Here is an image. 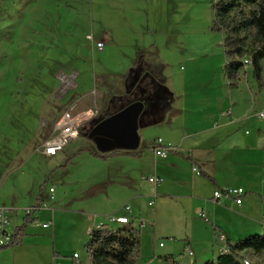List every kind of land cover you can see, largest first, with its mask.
<instances>
[{"label": "rangeland", "instance_id": "374dc122", "mask_svg": "<svg viewBox=\"0 0 264 264\" xmlns=\"http://www.w3.org/2000/svg\"><path fill=\"white\" fill-rule=\"evenodd\" d=\"M213 2L0 0V205L17 206L12 229L23 224L26 206L49 201L50 187L56 188L55 200L49 204L55 210H41L26 227L29 236L24 242L0 251V264H93L86 248L87 227L97 221L90 214L104 213L110 227L119 226L109 223L105 215L123 204L121 189L134 185L129 165L146 171L139 179L145 184L142 198L135 204L146 222L141 214L128 215L141 229L140 257L134 264H205L217 259L219 248L224 249L220 241L226 239L214 233L218 224L212 206L215 188L208 180L182 158L169 153L159 158L150 149L157 160L142 162L124 150L97 157L91 137L104 120L141 101L145 104L138 130L141 150L161 137L200 159L199 146L188 135L205 126H197L193 108L203 106L208 113L225 108V115L243 120L233 126L241 141L236 146L235 138L228 143L219 130L207 133L214 143L226 141L219 153L227 150L220 162L226 166L210 172L222 187L246 183L264 195V150L260 148L264 147V117H260L264 113V61L261 82L252 64L244 66L237 77H227L226 63L248 57L251 45L246 40L248 54L238 57L228 41L232 35L213 28L218 20ZM98 42H104L102 49ZM170 91L186 104L190 119L149 127L163 112V104L164 111L165 104H170ZM88 109L96 116L83 126L78 139L56 156L42 154L43 144L54 136L64 112ZM174 112L176 108L166 113L168 119ZM184 136L188 137L182 144ZM147 173L161 177V185H147L152 177ZM178 182L183 187L175 188ZM155 193L159 196L156 205L149 206ZM249 196L239 208L218 204L223 207L219 220L227 225L232 239L246 225H261L263 220L264 204H256ZM248 205L256 211L250 219L240 214ZM200 212L206 216H198ZM50 220L53 225L43 228ZM263 234L262 229L237 239ZM74 253L80 259H74ZM245 256L249 262L264 263L263 255L248 252Z\"/></svg>", "mask_w": 264, "mask_h": 264}, {"label": "trees", "instance_id": "16d2710c", "mask_svg": "<svg viewBox=\"0 0 264 264\" xmlns=\"http://www.w3.org/2000/svg\"><path fill=\"white\" fill-rule=\"evenodd\" d=\"M213 8L218 18L213 28L217 31H227L232 35L228 41L234 46V52L238 57L242 58L248 54L245 42L249 40L251 50L248 57L251 59L255 76L261 82L262 61H264V0H214ZM244 59L226 63L225 73L229 79L237 77L238 72L244 68ZM44 139H48V135ZM149 147L150 144H147L146 148ZM141 149L137 151L124 150V152L128 155L140 156ZM172 151L173 149L170 152ZM93 153L97 157L107 158L105 154L95 150ZM186 158L191 159L190 157ZM199 174L216 184L215 178L206 172L199 170ZM34 214L24 217L23 224L16 229L12 244L0 248V250L23 242V238L26 236L25 228L35 221ZM217 235L220 236L219 233ZM86 248L93 264H134L140 257L141 229L132 222L117 227L93 229ZM248 252L264 256V234L249 236L237 240L234 244L228 242L227 251L220 254L217 259L209 260L205 264H256L247 260L245 254Z\"/></svg>", "mask_w": 264, "mask_h": 264}, {"label": "crops", "instance_id": "0c3cea01", "mask_svg": "<svg viewBox=\"0 0 264 264\" xmlns=\"http://www.w3.org/2000/svg\"><path fill=\"white\" fill-rule=\"evenodd\" d=\"M170 92L173 95V98L170 101V104L169 103L168 104H165L167 106V109L165 111H164V107L165 106L163 104V112L160 113L159 115H157L156 120L154 119V122L148 125L149 127L150 126H158V125H172V124H179V123L181 124L184 121L186 122V120L190 119L189 116L191 114H190L188 108L186 107V104H184V102H182V100H179V98L177 97V95L174 92H172V91H170ZM226 93H228V91H226ZM187 95L188 94H186L185 96H187ZM221 99L223 101H225L228 98H221ZM174 106H176V107H174ZM171 108H176V112H174L173 116L168 119L167 114L170 112ZM193 109H194L193 110V114H196V117H197L196 118V124H197V126L198 127L205 126L203 128L196 129L197 131H194L192 134H189L188 135V136H190V137L198 140V142H197V141H194V139H193V143H194V146L195 147L199 146V148H198L199 150L197 152V155L200 156V159H197L191 153H187V152H185L183 150H179L177 147L172 146V145H171V147H172L173 151L172 152H169V154L172 155V156H174V157H180V158H182L183 160L189 162L194 168L198 166V169L199 170H202L203 172H206L207 174H209V175H211L212 177L215 178L216 184L212 183L208 178L200 175L201 177H204L206 180H208L213 185V187L215 188L214 191H213L212 206L214 208V219H215V221H217L218 224H214V233H215V236H217V237H218L217 233H219L220 235L222 234V235H224V237L226 239V242L220 241L221 243H223V247H224V249L222 247L219 248L220 254H222L224 251H227V243L228 242L234 244L238 240L237 238L238 237H241V235L255 234V233H258L262 229L264 230V216L262 218L263 220L261 222V225L259 223H256L257 226H249V225H246L244 227V230L242 231V234L234 233V239H232L229 236V232H228L229 231V228L227 227V225H224L219 220L220 219V216H221V212L220 211L222 210L223 207H221L222 205H218V204L224 203V204H226V206L233 205L236 208H239V207H241L243 205L244 198L246 197L247 194H250L249 197L251 199H253L256 202V204H261V203L264 204V195L262 193L258 192L257 190H255L254 188H252L251 186H249L248 184L243 183V184L237 186L238 188L241 187V188H244V190H245V194L242 196V202H241V204L236 203L234 199H223L221 201H217V200L214 199V192H215L216 189H226V188H231V187H222L221 184H220V182H219V180H218V178L214 174H211V172L213 173V171L216 170V167L217 168L219 166L224 167V165H225V164H221L220 162L223 159L222 154L223 153H226L227 150L226 149H222V152H221L222 154H221V153H219L220 152L219 151V149H220L219 147L221 145H223L224 142L226 143V141H222L221 140L219 142L214 143L213 140L211 141L210 138L209 139L207 138L208 137L207 133H210L213 130H219L222 133H224L225 140H227V142L230 140V143H231L232 142V139L235 138V140H237L236 141V146H237L239 144V142L241 141V139L236 135L237 134V131L236 130H233V128H234L233 126L235 124L237 125L238 123H241L243 120H241L240 117H233V116L225 115L224 114V112L226 111V110H224L225 108H222L221 109L219 107L218 109H214L213 112H209V113L206 112V109L203 106H199V107L193 108ZM232 114H233V112H232ZM188 136H184L182 138V140H183L182 141V144L186 143V140H187V137ZM257 137L260 138L262 136H257ZM159 138H161V137H159ZM162 139L165 141V138H162ZM195 142H197V143H195ZM148 144H150V141L148 142ZM168 145H170V144H168ZM140 146H141V144H140ZM140 146H139V148H137L134 151L139 150L140 149ZM260 148L262 150H264V147H261L260 146ZM182 154H183V156H182ZM218 154H221V155H218ZM124 155H126V154H124ZM127 156L128 157L137 158V159H139L142 162H143V160L146 161L149 158H154L156 160L158 159V157H156L149 150V148H146V151H143L142 150V153H141L140 156H137V155H128V154H127ZM186 157H190L191 159H187ZM159 158H160V156H159ZM199 162H201L202 165H200ZM209 162H211L213 164H211ZM226 163H228L227 166H229L230 160L228 162L226 161ZM231 163L233 165L239 164V163L235 162L234 160H231ZM140 164H142V163H140ZM250 165H253V164H250ZM128 167H129V170H131V172H132V179L134 180V185L133 186H130V187H127L126 186V187H124V188L121 189L122 192H124V194H125V196H124V199L125 200H124L123 204L122 205H118L117 207H115L111 211V213L106 214L105 217L108 218L110 215H113V214H119V215H124L125 214V215H129L130 217L132 215L141 214L142 215V218L141 219L146 222V219H145L143 213L140 210H138V209L135 208L136 202H139V200H141V198H142L143 186L145 185V184H142L141 181H139V179H140V177H141V175L143 173H146V171L143 170L142 168H137V167H133L132 168L130 165ZM147 174H149L148 176H153L152 173H147ZM154 176H157V175H154ZM137 181L139 182L138 184H137ZM178 181L183 182L182 179H178ZM180 182H178L177 184H175V188H176V186H177V189H179L181 186L183 187V184H180ZM147 185L155 186L152 183H148V182H147ZM160 185L161 184H159V185H157L155 187H159ZM166 191L167 190L165 188L162 190L163 193L166 192ZM187 193H191V191L187 189ZM190 195L191 194H189L188 197ZM158 197L159 196L156 193L153 196H151V199L149 200V203H148L149 206H155ZM191 197L193 198V196H191ZM258 198L260 199V201H259ZM214 200H215V202H214ZM151 201H154L153 205H150V202ZM3 205H6V204H3ZM6 206H9V207L15 209V211L12 213V216H13L14 213H16V211H18L17 206H12V205H6ZM126 206H130V208H131V211L130 212L126 211V209H125ZM27 207L28 206H26L25 208H27ZM48 210H50V209H48ZM54 210L55 209H52L51 211H54ZM40 211H37L34 214L35 220L38 218V215H39V212ZM200 213H204V215L206 216L205 212H200ZM200 213L198 214V216L202 217L200 215ZM240 214L244 218L250 219V217L252 215H255L256 214V211L254 209V206L248 205L244 209H242V212H240ZM90 215H93L96 218V221L97 222H95L94 224H92V225H90V226L87 227V230H88L89 234H91L93 228L96 225H98L99 223H101V222H105L106 223V221L103 218L104 217V213H93V214H90ZM25 216L26 215L23 214V218H22L23 220H24V217ZM202 218H204V217H202ZM44 223H46V222H44ZM225 223H228V222H225ZM106 224H107V227L109 228L110 226L108 225V223H106ZM134 225L136 226L137 225V222ZM42 227H43V224H42ZM107 227H105V228H107ZM232 227L233 228L231 230H234V225H232ZM47 228H49V227H47ZM224 228H226L228 230H225ZM14 231H16V229H14ZM24 231H25L26 236L23 238V242L27 238V236H29V233L27 231V228H25ZM216 242L217 241H215L213 243V245H212V251H214V247H215L214 245H216ZM161 243H160V246H161ZM187 249H188V247H187ZM190 256H194V252ZM73 258H74V255H73ZM78 259H80V258H78ZM215 259L216 258H214L213 260H215ZM52 264H54V262ZM174 264H180V263L174 261Z\"/></svg>", "mask_w": 264, "mask_h": 264}, {"label": "built area", "instance_id": "2783aa9c", "mask_svg": "<svg viewBox=\"0 0 264 264\" xmlns=\"http://www.w3.org/2000/svg\"><path fill=\"white\" fill-rule=\"evenodd\" d=\"M97 47L99 49H102L104 47V42H98ZM245 66L251 65V59L249 57H246L244 59ZM96 116V112L92 109L83 110L79 112H73L71 110H68L64 112L58 119L56 123L55 133L54 136L50 139H48L42 146V154L48 157L56 156L59 152L63 151L65 147L72 141L79 138L81 134V129L83 126L89 122L91 119H93ZM260 117H264V113L262 112L260 114ZM149 149L152 152H155L160 157H166L168 153L171 151L172 147L171 145H168L165 143V141L162 138L156 139L154 142L150 143ZM198 173L199 170L194 168ZM148 181L152 183L153 185L157 186L162 183L163 179L159 176H152L148 178ZM50 198L49 201L41 202L35 206H30L27 208H24V214L29 215L32 213H36L37 211H40L42 209H50V202H53L55 200V192L56 188L54 186L50 187L49 189ZM245 194L244 188H226V189H216L214 192V199L217 201H221L223 199H234L236 203L241 204L242 202V196ZM154 201L150 202V205H153ZM126 211L130 212L131 208L130 206H126ZM15 211V209L6 206V205H0V248L9 246L14 241V236L16 234V231H14L11 227V221H12V213ZM201 216L205 217L204 213H200ZM109 223L112 224H118V225H124L132 222L130 217L128 215H119V214H113L110 215L107 218ZM53 225V221H48L46 223H43V227L47 228ZM109 225V224H108ZM107 227V224L105 222H101L98 225H96L95 229H102ZM219 237H224V235H220ZM161 246H163V243H161ZM189 254L192 255L193 252L189 250ZM79 254H74V259H78ZM54 264H61L60 262L54 263Z\"/></svg>", "mask_w": 264, "mask_h": 264}, {"label": "water", "instance_id": "95a60500", "mask_svg": "<svg viewBox=\"0 0 264 264\" xmlns=\"http://www.w3.org/2000/svg\"><path fill=\"white\" fill-rule=\"evenodd\" d=\"M144 109L145 104L137 101L100 123L91 134L97 150L100 153L136 150L141 143L138 130Z\"/></svg>", "mask_w": 264, "mask_h": 264}]
</instances>
